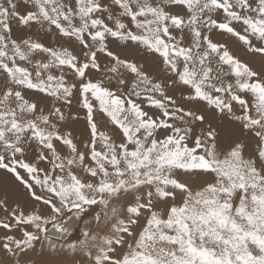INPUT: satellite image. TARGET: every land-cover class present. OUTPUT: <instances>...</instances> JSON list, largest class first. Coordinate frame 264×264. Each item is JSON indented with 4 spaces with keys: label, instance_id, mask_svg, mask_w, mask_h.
<instances>
[{
    "label": "snow or ice",
    "instance_id": "1",
    "mask_svg": "<svg viewBox=\"0 0 264 264\" xmlns=\"http://www.w3.org/2000/svg\"><path fill=\"white\" fill-rule=\"evenodd\" d=\"M0 171V264H264V0H0Z\"/></svg>",
    "mask_w": 264,
    "mask_h": 264
},
{
    "label": "bare ground",
    "instance_id": "2",
    "mask_svg": "<svg viewBox=\"0 0 264 264\" xmlns=\"http://www.w3.org/2000/svg\"><path fill=\"white\" fill-rule=\"evenodd\" d=\"M217 39L222 40V42H227L233 51L240 56L241 59H246L244 51L237 45V43L232 44V39L227 37H217ZM47 42V41H46ZM74 131L79 133L80 126H75ZM6 196L10 202L23 204L26 198L21 191H18L15 185L12 183L10 177L5 175L2 171L0 172V197ZM67 239V238H66Z\"/></svg>",
    "mask_w": 264,
    "mask_h": 264
},
{
    "label": "rangeland",
    "instance_id": "3",
    "mask_svg": "<svg viewBox=\"0 0 264 264\" xmlns=\"http://www.w3.org/2000/svg\"><path fill=\"white\" fill-rule=\"evenodd\" d=\"M236 42L233 40L232 44H235ZM1 172V171H0ZM10 177V175H8ZM12 183L15 185V187L17 188L18 191H21V194L24 195L23 190L17 185V183L10 177ZM25 197V195H24ZM26 198V197H25ZM81 221H73V224L75 225V227L73 228V236L78 234L79 231V227L81 226ZM67 239H71V237H68Z\"/></svg>",
    "mask_w": 264,
    "mask_h": 264
}]
</instances>
